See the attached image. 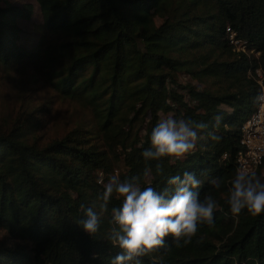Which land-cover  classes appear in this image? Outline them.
<instances>
[{
	"label": "trees",
	"instance_id": "obj_1",
	"mask_svg": "<svg viewBox=\"0 0 264 264\" xmlns=\"http://www.w3.org/2000/svg\"><path fill=\"white\" fill-rule=\"evenodd\" d=\"M37 2L42 24L30 42L21 22L33 18L34 5L0 0V71L32 67L53 97L82 103L92 117L47 141L52 101H23L14 117L0 110V230L7 236L0 264H111L120 251L107 239L111 208L122 201L113 196L95 237L77 222L81 204L99 211L119 162V178L139 176L142 188L163 190L169 178L194 172L201 198L221 205L190 243L166 237L142 264H264V213L234 215L226 203L241 126L261 90L257 69L264 75V0ZM229 27L247 52L231 44ZM169 113L205 123L203 138L184 159L145 161L151 131Z\"/></svg>",
	"mask_w": 264,
	"mask_h": 264
},
{
	"label": "clouds",
	"instance_id": "obj_2",
	"mask_svg": "<svg viewBox=\"0 0 264 264\" xmlns=\"http://www.w3.org/2000/svg\"><path fill=\"white\" fill-rule=\"evenodd\" d=\"M253 103L264 113V88L253 98ZM217 124L220 117H217ZM207 128L203 122L191 118L165 116L158 120L150 135L151 146L142 152L145 161H160L162 158L184 159L192 154L201 132ZM212 136V133H208ZM218 139V138H217ZM151 169L145 168L147 177ZM157 173L163 172L162 165L156 164ZM212 185L219 189L222 181L213 178ZM170 187L157 190L152 186L141 187L140 177L121 180L112 176L104 184V191L96 204H81L83 218L77 224L90 236L95 237L101 230L102 216L109 211L113 196L121 200L119 207L111 208V220L107 239L120 251L112 258L111 264H142L141 257L153 250L166 246V237L171 236L178 246L191 242L198 231V225L214 223V215L221 205L212 195L201 198V180L196 174L185 172L169 178ZM226 203L234 215L244 209L252 215L264 213V178L255 170L239 167L230 180Z\"/></svg>",
	"mask_w": 264,
	"mask_h": 264
},
{
	"label": "rangeland",
	"instance_id": "obj_3",
	"mask_svg": "<svg viewBox=\"0 0 264 264\" xmlns=\"http://www.w3.org/2000/svg\"><path fill=\"white\" fill-rule=\"evenodd\" d=\"M13 3L22 5L31 3L34 5L35 13L30 21H23L21 25L27 33L26 41H38L36 34L39 25L42 24V13L37 0H11ZM38 72L32 67L23 71L5 73L0 71V110L5 117H14L23 101L34 102L42 105L52 101L50 114L45 116V126L42 134L47 141L58 138L69 132L77 124L88 122L92 117L91 111L82 103L61 97H53L55 92L44 80L37 78ZM263 75V74H262ZM187 79L188 77H183ZM264 80V75H263ZM173 116L171 113L162 114V117ZM174 117V116H173ZM123 164L119 162L114 172L119 176ZM264 176V172L262 173ZM102 177V176H101ZM7 241L6 233L0 230V242Z\"/></svg>",
	"mask_w": 264,
	"mask_h": 264
},
{
	"label": "built area",
	"instance_id": "obj_4",
	"mask_svg": "<svg viewBox=\"0 0 264 264\" xmlns=\"http://www.w3.org/2000/svg\"><path fill=\"white\" fill-rule=\"evenodd\" d=\"M227 31L231 44L238 51L247 52L246 41L239 39L237 33L230 27ZM256 72L258 82L261 88H264L262 72L260 69ZM226 157H228L227 153L224 154V158ZM234 162L236 169L243 166L255 171L264 164V113L260 112L258 106L241 126L240 148L235 155Z\"/></svg>",
	"mask_w": 264,
	"mask_h": 264
}]
</instances>
